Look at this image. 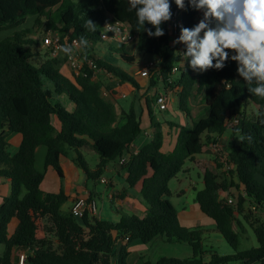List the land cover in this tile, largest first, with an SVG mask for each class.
I'll return each mask as SVG.
<instances>
[{
    "label": "trees",
    "instance_id": "16d2710c",
    "mask_svg": "<svg viewBox=\"0 0 264 264\" xmlns=\"http://www.w3.org/2000/svg\"><path fill=\"white\" fill-rule=\"evenodd\" d=\"M175 9L172 0L171 12ZM199 12L186 0V9L181 10L180 16L184 27L197 24ZM29 17H36L37 22L46 18L47 28L59 32L62 38L78 41L80 36L86 37L87 57L119 83L117 90L105 86L111 99L105 98L104 85L95 80V72L87 64L74 81L60 71L56 58L39 66L34 64L36 44L28 38L32 31L19 29ZM87 18L101 28L111 19L128 23L137 34V48L160 60L149 76L148 91L163 82L165 92L170 89L178 97L179 107L188 117L195 85L204 90L207 115L180 127L172 152L163 151V124L154 117L149 96L145 100L152 139L139 152L131 150L130 146L144 131L143 118L134 105L129 110L121 108L120 112L118 95L142 87L133 75L95 54L94 46L104 41L100 38L101 29L92 32L83 27ZM136 23L135 11H129V0H0V35L14 31L0 37V176L11 186L10 194L0 204V245L5 247L0 264H20L22 254L24 264H130L127 245L118 246V239L129 237L127 244H147L159 235H165L168 243H188L193 256L163 257L156 264H264V220L251 223L259 243L256 248L240 250V234L236 230L242 227L240 218L250 220L246 206L249 201L264 215V124L257 113L248 112L250 104L257 106V112L264 111V99L248 92L243 78L237 74V63L230 59L222 70L204 73L193 71L188 63L178 65V52L186 51V47L172 43V38L179 35L171 29L170 21L163 23L165 35L159 38L138 32ZM145 27L152 26L146 23ZM120 46V57L134 64L135 57L125 45ZM226 51L235 54L233 50ZM175 67L178 71L173 73ZM60 96L73 103L72 110L55 101ZM54 116L60 123L59 129L53 123ZM228 130L231 138L225 151L232 167L227 171L230 178L221 179L217 172L207 168L203 189L196 195L202 213L215 222V230L234 250V254L220 256L205 250L203 227L181 224L178 210L170 201V182L183 171L187 160L193 161L214 137ZM238 131L245 137L251 136V141L246 138L236 143ZM12 133L22 136L14 155L9 153L8 137ZM40 146L47 149L45 169L53 167L60 178H64L60 159L69 157V151L75 153V164L93 181L101 180L108 164L117 162L127 173L128 187L139 192L146 203L144 217L127 213L114 222L89 213L77 218L71 211H64L68 202L64 191L55 194L41 189L45 172L36 167ZM83 149H91L100 156L96 169L89 168ZM232 188L239 192L235 198L227 194ZM226 196L232 197L234 203L229 204ZM13 219L18 226L10 235Z\"/></svg>",
    "mask_w": 264,
    "mask_h": 264
},
{
    "label": "clouds",
    "instance_id": "9594fccd",
    "mask_svg": "<svg viewBox=\"0 0 264 264\" xmlns=\"http://www.w3.org/2000/svg\"><path fill=\"white\" fill-rule=\"evenodd\" d=\"M172 0H129V11H135L136 30L146 32L149 37L165 35L163 23L172 18ZM180 10L186 9V0H174ZM187 5L203 13L202 19L193 27H180L178 38L173 44H184L186 51L178 52L182 61L195 72L222 70L230 59L237 63V74L243 78L251 95L264 99V0H187ZM150 24L151 28L145 25ZM214 25V26H213ZM84 28L96 32L101 27L87 18ZM154 28V31L152 30ZM105 31H113L105 24ZM78 45V47H77ZM88 40L83 35L71 45L62 46L70 59L76 51L87 56ZM227 50H233L230 54ZM264 124V111L257 112ZM251 141L237 132V139Z\"/></svg>",
    "mask_w": 264,
    "mask_h": 264
},
{
    "label": "rangeland",
    "instance_id": "374dc122",
    "mask_svg": "<svg viewBox=\"0 0 264 264\" xmlns=\"http://www.w3.org/2000/svg\"><path fill=\"white\" fill-rule=\"evenodd\" d=\"M53 12L56 14V11L53 10ZM201 12V11H200ZM54 14V17H55ZM201 15H203V13L201 12ZM200 15V16H201ZM19 29H31V35L28 36V38H31L36 45L33 46V50L34 52L37 54L34 59L33 62L36 65H41L42 63H44L46 60L52 59V58H56L57 60L60 61V71H62L63 68L67 67L70 71L69 74L66 73L65 76H67L70 80L74 81L75 80V76L78 75L70 66L69 62H68V58L67 55L64 54V52L62 51L61 53H59L57 56H52L51 55V50L45 45V38H47L51 33L55 32L53 30H49L47 28V20L46 18H41L39 19V22L36 21V17H29L26 21V23ZM17 29V30H19ZM14 31H5L3 33H1L0 37L1 38H5L9 35H11ZM173 40H175V38H172V43ZM126 50L128 52H131V47H129L128 45L125 46ZM121 50V46L119 43L116 42H103L100 44H97L94 46V51L95 54H97L99 57H101L102 59H104L105 61L120 67L121 69H123L124 71L128 72L130 71L134 66H142L143 63L145 61H148L149 59H153V56L145 53V52H141L137 47L134 49V56L136 58V62L134 64H130L126 61H124L121 57H120V52ZM82 53H80L78 51V56H81ZM177 64L181 65L180 62V58L177 59ZM175 78H177V75L174 76ZM95 80L100 81L103 85H104V93L103 95L105 96V98L107 99H111L108 91L106 90L105 86L110 85L111 87H113L115 90L118 89L119 83L117 81V79L104 72V71H97L95 74ZM145 79H143L141 76L138 77V81L144 86V81ZM140 84V85H141ZM143 90H132L130 93H128L126 95V97H124V92H121L118 95V106L119 108L122 107H126V109H129V104L134 105V108L137 110V112L139 114L142 115V112L144 111V116H142L143 118V124L142 127L143 129L145 128L144 126V122L146 119H150L149 117V110L146 104V100H145V96H149V98L151 99V104H150V109L154 115V117H156L158 119V121H160L162 124H168V125H172L174 130L173 132H176V128L174 127H187L189 124H191V119L187 116V114L182 111L179 107V99L176 95L172 94H168V99H167V109L166 110H160L159 107H157V97L156 95L158 93H165L164 91V84L163 82H160L159 85L157 86V88L151 89L150 91V95L147 93V86H144ZM57 97H55V101H56ZM63 100H65V98H62ZM193 102H194V110H196L195 112L197 114H199V118L204 117L207 113H205V115L203 116L202 112H206V106L204 103V99L202 98L201 93H197L195 94V96H193ZM63 105L65 107H69V103H67V101L65 100L63 102ZM189 105V103H188ZM189 107V106H188ZM198 111V112H197ZM248 112L249 115H253L255 113H257V106L254 104H250L248 106ZM191 114V111H190ZM55 118V117H54ZM150 121V120H149ZM179 130H177L178 132ZM170 132V130H169ZM227 135L231 134V131L228 130ZM230 138L228 139L229 142ZM228 142H225L223 140V143L221 142V145H223L224 143L227 144ZM236 143H239V140L236 138ZM83 154H84V158L86 160V163L88 164L90 169H96L97 165L100 161V156L95 152V151H90L88 149H83ZM70 152V156L71 155L75 156V153L72 151ZM215 161H217V170H218V174L220 176L221 179L227 178L229 177V174L226 172V161L225 160H220L219 156H209V159H213ZM44 160V159H43ZM43 161L40 159L39 161V165H42ZM205 167V166H204ZM203 168V167H202ZM202 168L194 163L191 160H187L183 171L181 173L178 174V176L174 179L171 180L170 182V189L173 192V196L170 198V201L172 202V204L177 208V210L182 211L185 208L186 209H190V205L194 204L196 202V195L197 192L203 189V170ZM78 171L80 172V174L82 176L84 175V171L80 168L78 169ZM230 178V177H229ZM62 180H64L63 178H61ZM85 181L87 183L88 189L92 190L95 184V181L87 179V177H85ZM230 181V179H229ZM235 182L237 183V180H235ZM66 182L64 181V187H65ZM97 186H99V188L102 190V185L97 184ZM63 191V190H62ZM46 193V192H45ZM48 193V192H47ZM238 190L235 188H232L231 190H229V192L227 193L228 195L233 194L234 198L237 197L238 194ZM226 195V194H225ZM95 200L97 202V208H98V212L102 211L104 212V217H109L108 215H110V219L111 220H106V221H114L115 222V214L118 211H122L117 204H113L111 203L109 200L102 199L101 196L96 195L95 196ZM67 205V204H66ZM68 206V205H67ZM247 209L248 211L250 210L249 213V217L250 220L246 221L242 218H240L241 222H242V227H236V230L239 232L240 234V250H246V249H251V248H256L259 246L257 237L251 227V223L252 224H256L257 221H262L264 220V215L262 213L259 212V210L256 209L255 204L252 201H249L247 203ZM67 209V207L65 208ZM105 219H109V218H105ZM121 219V218H120ZM209 220V221H208ZM209 222H212V220L207 217L206 215L203 214L202 219L200 220V224L202 226H204L206 229H208L209 231L207 233H204V248L206 251H209L210 253H217L220 256H224V255H230V254H234V250L232 249V247L227 243V241L215 230L216 227L214 224H210ZM182 244V243H180ZM184 244V243H183ZM5 247L3 245H0V256L4 253Z\"/></svg>",
    "mask_w": 264,
    "mask_h": 264
},
{
    "label": "crops",
    "instance_id": "0c3cea01",
    "mask_svg": "<svg viewBox=\"0 0 264 264\" xmlns=\"http://www.w3.org/2000/svg\"><path fill=\"white\" fill-rule=\"evenodd\" d=\"M200 15H201V12H199L198 14V17H197L198 19H201L203 17V15L201 16ZM176 38H178V36L175 37V39ZM128 46L131 47L132 50L130 53L134 56L133 52H134V49L137 47V43L136 44L132 43ZM157 59H158L157 57L153 56V59H149L148 61L157 60ZM148 61H145L144 63ZM135 62H136V58H135ZM180 62H181V65H185L186 63H188V61H182V57L180 58ZM140 67L141 66H134L130 71H128V73L133 75L137 81H138V77L141 76L138 73ZM69 71L70 70L67 67H65L62 69L61 72L64 75H66V73L67 74L70 73ZM141 77L145 79L143 80L144 86L148 87L149 77H144V76H141ZM142 86L143 85L141 84V87ZM155 89L156 88H154V90ZM141 90H143V88ZM150 91L147 92L149 95H150ZM164 91H165V86H164ZM172 93L173 92L170 89L166 91L167 95L172 94ZM197 93H201L202 98L204 99V90L199 89L198 85H195L193 92H192V96L189 99V105H188L191 111V117H189L191 119V123L194 120L199 119L198 117L199 114H197L195 112L196 110H194L195 104L193 102V96H195V94ZM158 94H162V93H158ZM124 97H126V95H124ZM62 98H65L67 103H69V107L67 108L72 110L74 105L65 96L57 97L56 101H60L61 103H63L65 100H63ZM128 106L130 108L132 105L129 104ZM121 108L125 110H129V109H126V107L121 106ZM121 108H119L118 106V109H120V112H121ZM205 109H206V112H202L203 116L205 115V113H207V108ZM142 116H144V111L142 112ZM54 117H53V123L55 127L59 129L60 123L58 119ZM144 126L145 128L143 129L144 130L143 133L130 146L131 150L135 153L139 152V150L142 147H144L152 139V128L150 127V121L148 119L145 120ZM174 128H176L175 133L173 132L174 130H172L173 129L172 125L170 126L168 124H163V130L165 134L163 151L165 153L172 152L177 145L178 137L180 134V127H174ZM177 130L179 131L177 132ZM230 136L231 134L227 135V133H225L224 135L220 137H214V141H212L208 146L205 145L203 147V152L200 155L195 156L193 162L198 164L201 168L203 167L202 168L203 172H205V170L208 168L218 173L217 161H215L214 158L209 159V156L211 155L217 156L216 153H214V151L212 150L211 144L216 141H220L223 143V140L225 142H228V139L231 138ZM21 141H22V136L20 134L12 133L9 135L8 137V142L10 144L9 153L11 155H14L19 150ZM202 142L203 143L205 142V135L202 137ZM225 145L226 144L224 143L223 144L224 148L226 147ZM88 150L92 151L91 149H88ZM81 152L83 153V151ZM46 153H47V149L44 146H40L37 149L36 167L39 171L45 172V178H44V181L42 182L41 189L46 193L48 192V193H55V194L63 190L66 196H68V202L66 203L68 206L66 204L63 206L64 211L66 212L71 211L73 201L78 196L91 197V199L95 200V196L98 195V196H101L102 199L106 198L111 203L117 204L118 207L122 210L121 212L118 211L115 214V221H119L120 218H122L123 215L127 213H133L139 217H144L146 209H147L146 203L144 202L143 197L139 192L132 190L128 187L125 181L127 173L120 169V166L117 162H111L110 164H108V169L102 176V179L99 181H95L93 189L89 190L87 183L85 181L86 180L85 177L87 176L84 172L83 173L85 176H82L80 172L78 171V169L80 168L75 164L73 160L74 155L73 156L71 155V157H61L60 159V162H61V165L64 171V178H63L64 180H62L53 167H48L47 169H45ZM40 159L43 161V164L38 166ZM1 168L2 167L0 166V169ZM64 181L66 182L65 187H64ZM97 184L102 185L101 186L102 190L99 188V186H97ZM10 191H11L10 182L0 176V204L3 202V199L10 194ZM121 196H123L122 199L120 198ZM66 207L67 209H65ZM96 215L100 219L111 220L110 215H108L109 217H104L105 215H104L103 210L100 212L97 211ZM178 216L183 226H186L189 228L201 226L204 228L205 233L209 231L208 229H206L204 226H202L199 223L203 217V213L200 209V205L197 202H195L194 204H191L190 209L185 208L182 211L178 210ZM105 218H109V219H105ZM209 223L215 225V222L213 220L212 222H209ZM17 226H18V221L16 219H13L9 226L10 235L14 233ZM121 244L127 245L128 251L130 252V255H129L130 264H146V263L156 264L163 257L187 259L193 256V249L188 243H184V244L183 243L182 244L168 243L166 241L165 235H159L147 244H143L140 241H132L131 243L127 244L126 239L120 238L118 239V246H120Z\"/></svg>",
    "mask_w": 264,
    "mask_h": 264
},
{
    "label": "built area",
    "instance_id": "2783aa9c",
    "mask_svg": "<svg viewBox=\"0 0 264 264\" xmlns=\"http://www.w3.org/2000/svg\"><path fill=\"white\" fill-rule=\"evenodd\" d=\"M172 18L170 20V24H171V29L173 30L174 33L176 34H180V27L183 26V23L181 21V10L180 9H175L172 12ZM110 24L112 25V28L114 29L113 31H108L107 33H104L105 36H102L101 33H103L105 30L102 29L105 24ZM101 28V32H100V38L102 41L104 42H116L119 44H123V45H130V44H136L138 41V37L137 34H134L132 32L131 26L128 23L119 21V20H108L107 22L104 23V25ZM73 41H77L76 39L74 40H70L67 36L63 37L61 36V34L59 32H53L51 33L47 38H45V45L51 50V55L52 56H57L59 53L62 52V46L65 45H71L73 43ZM78 47V45H77ZM81 53V52H80ZM68 58V62L71 66V68L77 73L79 74L81 72V70L83 69L84 65L87 64L88 67L92 70H94L95 74L97 71H101L97 64L94 62L93 59H89L87 56H83V54L81 56H78V51L74 52L73 54V58ZM159 59L157 60H152V61H148L146 63H144L138 73L141 76L144 77H149L151 72L158 68L159 66ZM178 71L177 67H175L173 69V73H176ZM168 95L165 93L162 94H158L156 103H157V107H159L160 110H166L167 109V97ZM235 121L237 122V119L234 118ZM212 150L214 151V153H216V155L219 156L220 160H225L226 161V172L228 171V169L232 168L231 166L228 165V161H227V153L225 151V148L223 147V145H221L220 141H216L214 143L211 144ZM125 161V160H123ZM226 200L229 204L234 203V199L232 197L226 196ZM98 208H97V202L96 200L91 199L90 197H86V196H78L72 204L71 207V212L73 213L74 216H76L77 218H81L83 217L86 213L89 214H97ZM126 240H129V237H126ZM24 259H25V255L22 254L20 257V264H24Z\"/></svg>",
    "mask_w": 264,
    "mask_h": 264
}]
</instances>
